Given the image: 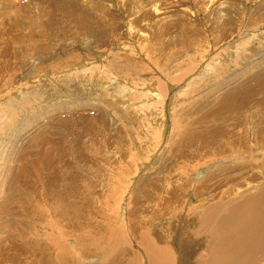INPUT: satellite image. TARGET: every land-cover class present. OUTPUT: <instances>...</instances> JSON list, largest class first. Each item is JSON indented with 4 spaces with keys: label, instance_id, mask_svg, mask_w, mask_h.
Here are the masks:
<instances>
[{
    "label": "bare ground",
    "instance_id": "obj_1",
    "mask_svg": "<svg viewBox=\"0 0 264 264\" xmlns=\"http://www.w3.org/2000/svg\"><path fill=\"white\" fill-rule=\"evenodd\" d=\"M60 3L66 11L58 15ZM65 3L51 0V7L43 9L47 14L42 36L70 37L81 30L94 32V25L83 23L86 16H83V6L75 0ZM71 25H75L74 31ZM12 28L13 23L6 26L4 21H0V79L12 70L17 73L23 68L16 63H22L24 58L30 59L32 50L42 52L46 49L44 45L36 46L22 39L19 35L21 28L11 33ZM237 55L241 57L240 53ZM250 56L253 57L247 55L248 60L252 58ZM156 63L162 67L160 58ZM215 76L216 82L220 81L214 88L216 92L208 91L204 96L189 100L187 107L177 111L180 130L173 137V145L167 147L163 156L166 163L160 171L157 167H145L143 176L128 187L120 180L121 176L114 181L108 173L96 169V159L104 158L102 152L106 148H114L121 159L132 155L131 150L123 149L119 142L109 143L115 131H119H114L106 119L107 108L102 101L100 107L93 111V107L99 106H94L93 101L78 100L76 104L61 102L52 89L43 92V96L35 99V102L33 99L28 102V98H24L26 105L9 114L10 120L4 130H9L19 116L28 120L22 131L23 135L28 134L19 142L16 151L23 152L32 144L35 146L30 154L13 152L11 158L0 157V220L10 215L14 225L11 232H6V227L0 222V264H119L124 259L130 260V264H188L189 261L190 264H221L218 256L223 264L260 263L264 259V165H258L259 174L250 172L258 164L257 153L247 142H238L234 148L229 136H234V132L240 129L252 131V140L258 144L256 150H264V59L252 63L231 78H226L224 73ZM5 79L9 81V78ZM144 97L150 99L149 95ZM45 102L46 105H43ZM252 102H255L254 107ZM146 106L149 108L151 104L146 103ZM249 106L254 108L251 113L245 112ZM86 108H92L95 113L84 110L85 114H77V110ZM213 108L217 109L216 113L211 111ZM226 110H238V113H225ZM197 114L200 122H209L207 125L215 127L197 125L194 132L183 129L186 121ZM18 123L16 121L14 130ZM230 124L237 126L233 128ZM75 125L82 126L83 131L92 128L98 137L79 135L85 141L75 139ZM204 136L208 144L219 141L218 149L201 150V156L193 155L196 151L193 145L195 139ZM4 143V139H0V145L4 147ZM79 147L87 153L88 161L80 159ZM218 155L221 158L229 156V159L227 162L218 160L220 170L207 175L200 185H193L188 190L190 183H184V175L179 174L182 173V162L188 160L191 164L195 159V166L203 165ZM16 160L19 161L17 166ZM66 161L67 164H63ZM106 161L114 166L113 172L121 170L122 174L129 163L117 159L102 160L103 163ZM81 163L91 166L86 175L78 172ZM70 167L69 179H87V185L79 191H74L77 184L65 181V172ZM58 175L56 182L54 178ZM242 177L246 180L239 182ZM232 182H239L238 187L231 188ZM20 183H35L39 192L28 201L37 200V204H29L25 198H21ZM165 185L171 187L168 197L156 201L152 194H159ZM207 188H211L209 193ZM126 190L130 191V196L125 217L121 220L119 208L122 203L118 200L124 198ZM201 190L205 193L203 198L199 195ZM185 191L195 195L199 201L197 204H205L204 209H199L203 214L199 220L203 225L202 230L197 229L195 221L192 228L186 226L181 212L187 208L189 213L194 208L192 204L182 202ZM6 192L10 195L7 200L3 198ZM207 195L212 198H206ZM44 206L49 209L45 210ZM158 211H161L159 221L156 219ZM164 211L170 215L169 231L164 230L163 224L160 225L164 222ZM45 213L51 214L42 218ZM29 216L34 218V225L24 222ZM176 222L177 226H174ZM55 225L58 227L55 228ZM66 226H71L72 236L76 240L69 242L67 236L52 239ZM80 228H85V231L79 236L75 235V230ZM210 229L219 233L210 248H205L211 257L196 260L198 251L194 250L206 246L205 241L196 240L188 247L182 245L199 235L207 237ZM186 232L188 238L184 237ZM224 241L229 243L227 247ZM86 257L89 263H86Z\"/></svg>",
    "mask_w": 264,
    "mask_h": 264
},
{
    "label": "rangeland",
    "instance_id": "obj_2",
    "mask_svg": "<svg viewBox=\"0 0 264 264\" xmlns=\"http://www.w3.org/2000/svg\"><path fill=\"white\" fill-rule=\"evenodd\" d=\"M61 1L69 3V0ZM50 2L51 0H0V21H4L6 26L13 23L10 32L14 34L21 28L19 35L22 39L36 46L46 47L42 52L32 50L30 59L24 58L22 63L16 61V65L23 68L17 73L12 70L9 75L0 79V139L5 142L4 147L0 145V157L3 159L6 156L13 157V152L19 155L30 154L35 146L32 144L23 152L16 151L19 142L28 134L23 135L22 131L29 122L18 114L19 117L15 119L13 126L5 131L4 127L10 120L9 114L26 105L24 98H28V102L31 99L35 102V99L43 96V92L52 89L61 102L76 104L78 100L93 101L94 106L99 105L93 107V111L100 107L102 101L103 106L107 108L106 119L114 131H119H115L109 143L119 142L123 149L129 148L132 155L130 158L121 159L114 148H106L102 152L104 158L96 159V169L108 173L114 181L121 176L120 180L128 187L143 176L145 167H157L160 171L166 163L163 156L167 147L173 145V137L180 130L177 111L187 107L189 100L204 96L208 91L216 92L214 88L220 81L216 82L215 74L224 73L226 78H231L252 63L264 59V0H75L84 8L83 16H86L83 23L94 25V32L81 30L79 34L70 37L44 38L42 34L45 31L44 19L47 12L43 9L51 7ZM61 4L57 7L58 15L66 11ZM257 18L259 20L255 22ZM71 26L74 31L75 25ZM218 39L219 41H216ZM238 53L241 54L240 58L237 57ZM247 55L253 57L250 56L252 58L248 60ZM158 58L162 67L156 63ZM5 78H9V81ZM42 83L44 85L40 86ZM39 88L41 90L36 92ZM148 95L149 100L144 97ZM174 99L177 101L173 102ZM156 101L159 103H155ZM146 103L151 104V107L145 108ZM254 103L251 104L253 107ZM43 105H46V102ZM253 107H247L245 112L251 113ZM84 110L93 113L92 108H86L77 110V114H85ZM211 111L216 113L217 109L213 108ZM225 113H238V110H226ZM25 115L26 113L24 117ZM198 116L197 114L190 118L182 128L194 132L197 125L215 127L207 125L209 122H200ZM16 121L19 123L14 130ZM230 125L233 128L237 126ZM74 131L75 139L81 141L85 140L79 135L98 137L92 128L83 131L82 126L75 125ZM233 135L229 137H232L234 148L238 146V142H247L257 153L258 164L251 168L250 172L259 174L258 165H264V150H256L258 144L252 140L253 132L240 129ZM194 142L195 156H201V150H217L219 147V141L206 143L205 136L198 137ZM77 151L80 159L89 160L81 147ZM103 159L128 161L126 172H113L114 166L107 161L103 163ZM228 159L229 156L221 158V155H218L213 160L197 166V160L193 159L191 164L185 160L180 167L182 173L179 174L184 175V183H190L187 186L190 190L191 186L200 185L204 177L220 170L218 160L227 162ZM18 164L19 161L16 160L15 165ZM81 164L78 172L86 175L91 166ZM70 172L71 167L65 172V181L77 184L74 191H79L87 185L86 177L69 179ZM59 176L54 178L56 182ZM245 180L246 178L242 177L239 182ZM239 182H232L230 187H238ZM170 188L165 185L159 194H152L154 199L160 201L168 197ZM207 189L209 193L211 188ZM19 192L21 198H25L29 203L28 200L37 195L39 188L35 183H20ZM199 195L203 198L205 193L201 190ZM129 196L130 191L126 190L123 193L124 198L118 200L122 203L119 208L121 220L125 217ZM208 196L212 198L211 195L206 198ZM9 197L8 192L3 195L5 200ZM181 200L192 204L194 208L189 213L187 208L181 212L186 219L187 228H192L195 221L197 229L202 230L203 225L199 220L203 214L199 209H204L205 204H197L198 199L188 191L183 193ZM29 204H37V200ZM44 209L48 210L49 207L44 206ZM50 214L45 213L42 218ZM160 214L161 211H158V221ZM163 216L164 222H160V225L163 224L164 230L169 231L168 211H164ZM12 220L10 215L0 220L6 227V232H11L14 226ZM34 221L32 216L24 220L30 225H34ZM174 226H177V222ZM54 227L57 228L58 225ZM84 231L85 228L75 230V235L79 236ZM191 232L194 233V230ZM218 234L210 229L207 237L196 236L182 247H188L196 240H204L206 246L196 247L194 251H198L196 260H207L211 254L207 253L205 248H210L211 242H214ZM60 236H67L66 240L69 242L76 240L72 236L71 226L57 232V236L52 239L61 238ZM184 237H189L187 232ZM224 242L227 247L229 243ZM179 247L181 246L176 248ZM85 259L86 263H89L87 257ZM218 260L223 264L220 256ZM130 262L124 259L119 264ZM259 264H264V259Z\"/></svg>",
    "mask_w": 264,
    "mask_h": 264
}]
</instances>
